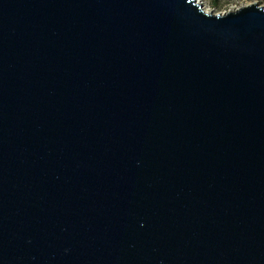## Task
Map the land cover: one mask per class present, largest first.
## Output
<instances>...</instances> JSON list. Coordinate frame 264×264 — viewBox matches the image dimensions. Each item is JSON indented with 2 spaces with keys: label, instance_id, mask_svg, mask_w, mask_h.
Wrapping results in <instances>:
<instances>
[{
  "label": "water",
  "instance_id": "water-1",
  "mask_svg": "<svg viewBox=\"0 0 264 264\" xmlns=\"http://www.w3.org/2000/svg\"><path fill=\"white\" fill-rule=\"evenodd\" d=\"M0 264H264V7L0 0Z\"/></svg>",
  "mask_w": 264,
  "mask_h": 264
},
{
  "label": "rangeland",
  "instance_id": "rangeland-1",
  "mask_svg": "<svg viewBox=\"0 0 264 264\" xmlns=\"http://www.w3.org/2000/svg\"><path fill=\"white\" fill-rule=\"evenodd\" d=\"M204 11L212 14H223L240 7L256 4L264 7V0H198Z\"/></svg>",
  "mask_w": 264,
  "mask_h": 264
}]
</instances>
